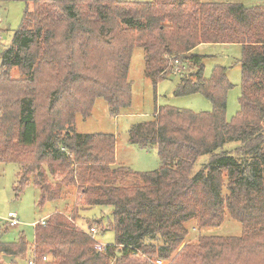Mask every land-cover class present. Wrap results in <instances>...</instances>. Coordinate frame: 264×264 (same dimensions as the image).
<instances>
[{
    "label": "trees",
    "instance_id": "trees-1",
    "mask_svg": "<svg viewBox=\"0 0 264 264\" xmlns=\"http://www.w3.org/2000/svg\"><path fill=\"white\" fill-rule=\"evenodd\" d=\"M0 1L25 4L0 52V164L20 167L21 187L35 172L44 181L42 165L51 176L66 174L53 189L33 180L40 204L76 186L84 209H112L114 233V243L98 252L88 232L101 221L84 230L75 224L79 208L55 212L34 228L31 246L23 238L0 243V258L30 250L34 264H122L138 254L170 264H264V8L202 0ZM203 44L241 47L240 111L230 122L226 69L204 78L203 57L194 54ZM135 48L145 51L144 73L154 86L173 76L177 61L185 70L174 96L200 94L212 106L200 114L160 107L130 128L129 144L157 151L160 167L148 173L116 165L115 136L75 129L76 115L90 117L97 99L115 116L130 106ZM13 68L21 80L10 79ZM226 216L241 225L239 237L185 242L188 223L214 229Z\"/></svg>",
    "mask_w": 264,
    "mask_h": 264
},
{
    "label": "rangeland",
    "instance_id": "rangeland-1",
    "mask_svg": "<svg viewBox=\"0 0 264 264\" xmlns=\"http://www.w3.org/2000/svg\"><path fill=\"white\" fill-rule=\"evenodd\" d=\"M131 3H149L153 0H120ZM205 3H232L242 4L247 8H264V0H202ZM25 4L20 1H0V36L2 47L10 45L13 33L21 25ZM195 55L203 57L205 79H209L216 67L226 69V78L231 88L226 94V121L230 122L240 111L239 99L241 97L242 71L240 60L242 50L238 45L203 44L198 46ZM145 51L135 48L131 55L128 80L131 83V103L118 115L111 113L107 103L103 99H97L94 103L90 117L83 119L80 114L75 118V129L80 135L87 134H111L115 136V163L116 165L129 168L136 173H148L160 167L157 151L142 150L129 144V130L132 126L152 120L155 111L160 107H168L178 110L190 111L194 114L209 113L212 111L211 104L200 94L191 96H174V91L179 82L178 74L162 80L156 86L148 80L144 73ZM185 70V69H184ZM186 74L190 67L186 68ZM186 74H183L184 76ZM9 77L13 81L21 80L22 76L18 69L10 70ZM234 147L228 144L226 148ZM206 159V158H205ZM20 167L16 164H0V243L17 244L21 238L31 246L34 241V228L41 221L46 220L55 212H61L69 216L79 208L77 227L87 229L89 222L101 221L102 226L93 225L96 229L95 241L102 245L114 243V233L108 228V222L112 221V209L110 207H93L84 209L78 203V187L62 186L60 201H51L40 204V190L33 180L41 184L55 188L66 177V174L51 176L46 165H42L44 181L35 172L30 183L21 187L18 183ZM135 185L130 179L128 186ZM15 214L19 225L12 227L7 221L10 215ZM37 224V225H36ZM34 225H36L34 227ZM189 235L186 243H195L201 235H214L221 237H239L242 227L237 222L226 216L224 223L219 228L198 230L196 222L186 226ZM181 248V247H180ZM30 250L24 257L16 256L12 264H26L31 258ZM157 258H147L138 254L124 261L122 264H152ZM170 260L163 264H170ZM0 264H6L0 258ZM11 264V263H10Z\"/></svg>",
    "mask_w": 264,
    "mask_h": 264
},
{
    "label": "built area",
    "instance_id": "built-area-1",
    "mask_svg": "<svg viewBox=\"0 0 264 264\" xmlns=\"http://www.w3.org/2000/svg\"><path fill=\"white\" fill-rule=\"evenodd\" d=\"M1 41H2V38L0 36V52L2 51L3 47H2V44H1ZM174 65H175V69H174V72L173 74H179V72H181L182 70H184V67H181V65H179V63L177 61L174 62ZM9 222V224L12 226V227H16L19 225V222L16 218V215L15 214H12L10 215V217L8 218L7 220ZM37 224H40V225H44L45 224V220L44 221H41ZM36 224V225H37ZM34 225V227L36 226ZM88 235L95 241V238L94 236L96 235V229L95 228H91L88 232ZM105 245H102V244H99L98 242L95 241V249L98 251V252H101L105 249ZM165 261H162V260H154L152 262V264H163ZM26 264H34L32 258L28 259L27 260V263Z\"/></svg>",
    "mask_w": 264,
    "mask_h": 264
},
{
    "label": "water",
    "instance_id": "water-1",
    "mask_svg": "<svg viewBox=\"0 0 264 264\" xmlns=\"http://www.w3.org/2000/svg\"><path fill=\"white\" fill-rule=\"evenodd\" d=\"M190 57H191V54H186L183 56L184 59H189ZM12 260H13L12 256H3V261L6 264H10Z\"/></svg>",
    "mask_w": 264,
    "mask_h": 264
}]
</instances>
